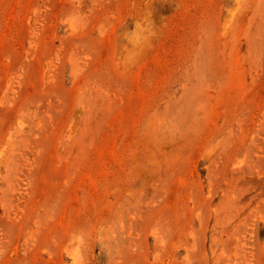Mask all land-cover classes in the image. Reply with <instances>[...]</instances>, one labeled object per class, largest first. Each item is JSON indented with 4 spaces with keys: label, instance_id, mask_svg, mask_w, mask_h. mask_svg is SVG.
I'll list each match as a JSON object with an SVG mask.
<instances>
[{
    "label": "rangeland",
    "instance_id": "1",
    "mask_svg": "<svg viewBox=\"0 0 264 264\" xmlns=\"http://www.w3.org/2000/svg\"><path fill=\"white\" fill-rule=\"evenodd\" d=\"M0 264H264V0H0Z\"/></svg>",
    "mask_w": 264,
    "mask_h": 264
}]
</instances>
